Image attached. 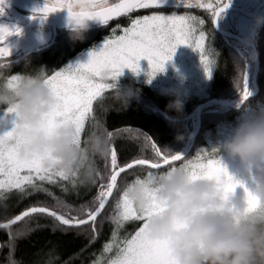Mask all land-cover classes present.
I'll use <instances>...</instances> for the list:
<instances>
[{
  "label": "snow or ice",
  "instance_id": "6c2138e0",
  "mask_svg": "<svg viewBox=\"0 0 264 264\" xmlns=\"http://www.w3.org/2000/svg\"><path fill=\"white\" fill-rule=\"evenodd\" d=\"M168 0H46L43 8L37 9L43 13L42 20L48 15L60 10H67L70 23L76 21L82 23L98 22L102 26L109 25V22L116 17L128 16L141 9L164 8ZM6 0H0V14L3 13V5ZM51 3V7L49 4ZM231 0H179L178 7L202 8L211 13L212 23H216L230 6ZM35 19V17H33ZM130 19V26L122 28V34H116L117 29H112V34L104 38L102 47L90 53L87 63H79L77 66H68L60 70H54L52 74L47 72V83L53 89L58 104L52 113L49 127L58 124H71L81 134L85 130L86 121L90 117L95 120L94 102L103 103V94L107 90L118 87L119 78L124 74L125 69L139 74L142 60H147L150 78L157 73L164 72L167 62L171 61L178 46L186 45L198 51L201 63L209 79L213 74V61L205 48L207 35L197 26H202L204 20L193 15H171L153 13ZM22 30L16 28L13 31L7 25H0V58L11 57L12 50L8 46V39L13 35H20ZM110 75L105 77L104 73ZM17 77L13 75L12 80ZM112 80L115 83H108ZM150 82V81H149ZM241 86L238 84L237 88ZM240 101L237 107H244L245 102L252 98L253 93L248 85L247 73L243 72L242 90L239 93ZM264 107V105H261ZM11 111V110H10ZM98 123V122H97ZM109 138L112 133H108ZM24 137L17 129L0 134V200L7 198L6 193L17 191L21 195H30L34 192H45L55 204L52 207L46 205L30 206L21 214L0 228H11L12 225L25 218H31L33 214L51 217L59 225L67 227H80L89 225L93 238L97 233V220L102 216L109 199L113 197L117 189L118 177L136 166H147L151 170L146 175L154 172L163 173L165 166L167 170L173 168L175 162L191 169L193 179L224 178L223 191L225 194L242 189L247 196V210H254L259 206V201L252 191L256 184L254 176L244 180H238L228 173L226 166L221 159L215 158V149L211 153L207 150L203 154L197 153L193 159H185L183 153H167L152 141L151 137H145L154 152L155 159L134 157L123 164L118 162V153L115 147H111L110 154L104 157L105 167L109 168L107 177L95 170L92 184L97 187V194L90 205H81L78 209L65 204L53 193L44 187V183L56 185L59 181L70 182L76 187L77 179L69 177L63 171H57L45 167L41 158L25 159L20 155V146ZM97 181H100L97 184ZM106 181V182H105ZM31 190V191H30ZM67 192V186L62 187ZM75 213V215H73ZM115 225L111 234L110 242L103 248L104 253L115 254L106 260L102 257L94 261V264H176L171 256L166 241L153 239L146 231L144 217L140 216L122 193L115 203V214L108 217ZM141 222L138 230L133 235L120 239L119 230L126 222ZM27 227V222L25 223ZM28 231H32L28 228ZM10 250L9 264H16L11 259ZM48 264H52L49 260Z\"/></svg>",
  "mask_w": 264,
  "mask_h": 264
},
{
  "label": "clouds",
  "instance_id": "9594fccd",
  "mask_svg": "<svg viewBox=\"0 0 264 264\" xmlns=\"http://www.w3.org/2000/svg\"><path fill=\"white\" fill-rule=\"evenodd\" d=\"M256 25H264V17H258ZM70 28L73 39L82 41L91 24L73 21ZM10 67L0 64V110L15 116L13 129L25 138L21 157L41 158L45 167L63 171L81 184L91 183L94 158L110 154L109 135L95 130L83 141L71 124L49 127L58 99L46 71L41 67L15 74L12 80L13 75L3 70ZM118 97L128 104L121 88ZM169 107L182 112L184 100L177 96ZM212 148L234 178L255 177L257 208L247 210L242 189V194L238 189L225 194L223 177L193 179L191 169L182 165L137 177L123 186L122 193L144 217L149 236L167 242L176 264H264V107H243L231 134ZM229 161L239 164L240 174L231 171Z\"/></svg>",
  "mask_w": 264,
  "mask_h": 264
},
{
  "label": "trees",
  "instance_id": "16d2710c",
  "mask_svg": "<svg viewBox=\"0 0 264 264\" xmlns=\"http://www.w3.org/2000/svg\"><path fill=\"white\" fill-rule=\"evenodd\" d=\"M143 15L151 14H134L132 19ZM129 22L130 19L128 20L127 16H122L107 26L91 28L87 32L86 39L82 41L73 39L71 28L59 27L56 29V34L52 35L54 36L52 42L50 41L51 43L46 47L21 57L0 58V64H11L10 68L3 69L5 75L9 77L20 73L35 72L41 67L48 74H52L54 70L68 67L69 63L75 62L77 57L85 51L96 48V45H102L104 38L112 34V29H117L116 34H122V28L127 27ZM207 37L206 51L211 53L210 57L216 58V64L212 80L202 93L189 96L174 92L165 88L166 86H161L150 76L123 75L119 78L117 88L107 90L103 94L102 104L99 101L94 102L95 120L90 117L86 121L82 140L86 141L95 130H102L105 134L111 132L110 145L117 149L118 162L121 164L134 157L155 159L150 144L145 140L146 136L151 137L152 141L164 152H185L197 130L196 126L191 134V124L188 119L198 113L197 109L200 105L205 104L202 108L204 112L206 109L218 105L216 103L207 104L213 100L234 102L236 106L240 101V98L238 100L234 98L242 90L243 72H238L231 60L237 55L231 51L230 47L221 43L220 36L214 31L211 30ZM260 41L262 43L256 42L260 61L257 84L258 88L260 87L259 92L263 90V94L264 35L260 37ZM247 77L250 81L249 75ZM107 82L115 83L112 80ZM238 84L241 86L240 88H237ZM119 88L127 93L128 104L118 97ZM254 92L255 88L252 93ZM177 96L184 100L182 112H177L169 107ZM259 103H264V96L251 100L248 104L255 108ZM154 108L158 111L155 112ZM217 116L219 115H215L218 124L223 120L221 118L218 120ZM203 122L205 120L202 121L201 118L202 126L196 138V145L185 159H189L195 154V149L203 145V138L207 129L203 126ZM216 126L211 127V129L215 130ZM179 135H182L183 139H177ZM180 163H175V165H180ZM94 166L101 175L107 177L110 169L105 167L104 157H95ZM167 168L168 166L163 171H166ZM149 171L156 170H151L146 166H136L134 169L121 174L118 178L115 196L96 222L98 234L94 238L89 225L70 228L59 225L51 217L39 214H33L31 218H25V221H20L12 225L11 228H0V264H9L10 250L12 252L11 259L16 264H48L49 260L52 261V264H94V261L102 256L106 260L115 254V249L112 253H104L103 248L106 243L110 242L111 234L115 228L108 217L115 214L117 196L122 194L123 186L126 183L137 177L145 176ZM99 182L97 181V184ZM65 186L68 188L67 192L62 191V187ZM44 187L65 204L77 209L81 205H90L97 194V187L92 182L81 184L77 181L76 187H72L70 182L66 181H59L56 185L45 182ZM5 195L7 198L0 200V224H5L14 219L16 215L21 214L30 206L46 205L52 207L55 204L54 199L45 192L21 195L17 191H12ZM26 222L27 227H25ZM139 226H141V222H126L119 230L120 239L133 235ZM28 228H31L32 231H28Z\"/></svg>",
  "mask_w": 264,
  "mask_h": 264
},
{
  "label": "rangeland",
  "instance_id": "374dc122",
  "mask_svg": "<svg viewBox=\"0 0 264 264\" xmlns=\"http://www.w3.org/2000/svg\"><path fill=\"white\" fill-rule=\"evenodd\" d=\"M33 1L37 3H41V4H46V0H33ZM177 5L178 3H176V6ZM132 15L134 14H130L127 16L128 20H129V17L132 18ZM165 15H171V14H165ZM177 15H185V14H177ZM188 15H193V16L198 17L199 19L204 20V24L202 26H197V27H198V30H203L208 36L209 32L206 29V21H207L206 17H204L203 14H188ZM226 17L231 22H234L236 24L235 27L237 28V30H239L242 36H246V35L251 36L254 39H256L257 42L262 43L260 41V37L264 35V25L257 27L256 20L258 17H264V9L261 11V13L256 18L245 21L246 30H243L241 28V22H240L241 16L240 15L227 14ZM0 25H7L13 31H15L16 28H19V29L21 28L19 27L20 25L15 24V23H10L9 21H6L4 19L0 20ZM127 26H130V22L128 23ZM101 27H104V26L102 25L91 26V28H101ZM52 35H53L52 30L51 28L48 27V25H36L32 29L25 31L23 34H21L17 38L8 42V46L12 50L11 56L21 57L22 55H26L37 49L46 47L52 42V38L54 37ZM219 39H221V43H223L222 38L220 37ZM227 42L234 45L233 42L231 41L227 40ZM207 43H208V38L205 42V48H206ZM225 45L230 47L228 44H225ZM100 47H102V45L100 46L96 45V48L91 49L87 52L85 51L83 54L77 57L75 62L73 63L71 62L72 64L69 63L70 64L69 66H77L79 63H87V61L90 59L91 51L98 50ZM256 47H258V44L256 45ZM230 48L232 49L231 51L234 52L235 55H237L236 58L231 59L234 62V66L236 67L238 72L245 71L247 75H249V80H250L248 81L249 88L251 89V91H254L252 78L255 73V62H253L254 60L253 61L250 60L253 58V56L251 55L252 49L248 47L249 48L248 50H244L235 45L234 47H230ZM207 52H208V55L211 56L210 55L211 53L209 51ZM210 58L213 61V73H214L216 58H212V57ZM140 64H141V71L139 72V74L133 73L129 69H125L123 75L125 76L126 75L149 76L150 67H149L148 61L142 60ZM154 79L161 86L163 87L166 86L165 88L173 90L174 92H180V93L190 96V95H194L195 93H198V94L202 93L204 89L209 86L210 81L212 80V77L211 79L207 77L204 67L201 63L200 53L198 51L193 50V48L190 46L180 45L178 46L172 60L167 62L165 66V71L156 74ZM262 92L263 90L258 93V96L256 98L258 97L262 98L264 96V93L262 94ZM239 98H240V95L238 94V96L234 99L238 100ZM256 98L251 99V100H255ZM251 100H249V102ZM249 102H247L244 107L249 106L248 104ZM261 105H264V103L258 104V106H261ZM153 110L155 112L158 111V109H155V108ZM242 111H243V108L233 110L231 108L220 107L218 105H215L212 108H208L204 112L202 111L201 118H202V121L203 119L205 120V122H203V126L207 128L205 131L204 138H203V145L195 149V154L192 155L189 159L195 158L197 153L203 154L204 150H207L208 153H211V149L213 146L220 143L224 138H226L228 135L231 134L235 125L238 123V121L242 117ZM215 115H219L217 116L218 120L221 118L223 121L221 123L218 122L217 124ZM197 117H198V113L194 114L192 117L188 119V121L191 124V130H192L191 134L196 129ZM213 126H216V128H214L215 130L211 129V127ZM14 127H15V116L8 115L6 112L0 110V134L11 131ZM196 142H197V139L192 147V150L194 149ZM215 158L218 159L219 157L216 155ZM228 166L230 167L232 172L240 174V166L238 163L229 161ZM238 194H242V190L238 189ZM120 195L121 194L117 196V200L119 199Z\"/></svg>",
  "mask_w": 264,
  "mask_h": 264
},
{
  "label": "flooded vegetation",
  "instance_id": "af4514ba",
  "mask_svg": "<svg viewBox=\"0 0 264 264\" xmlns=\"http://www.w3.org/2000/svg\"><path fill=\"white\" fill-rule=\"evenodd\" d=\"M174 3V4H173ZM176 3H179V0H168L166 6L164 8L161 9H141V10H137L133 13L130 14H153V13H157V14H203L204 17H206L207 21H206V29L208 32H210L211 30L214 31L215 33H217L221 38H222V44H228L230 47H240L244 50H248L251 46L249 42H241L236 40L235 38H228L225 37L221 34H219L215 27L214 24L211 21V13L208 12L206 9H202V8H183V7H178L176 6ZM264 3V0H231V4L230 6L225 10V12L223 13L222 17L217 21L218 22V26L219 28L225 32L228 33L230 35H236L242 38H251L254 40L255 44L257 45V40L254 39L251 36H242L239 32V30H237V28L235 27V23L231 22L226 16L227 14H236V15H240L241 19V28L243 30H246V24L245 21L246 20H252L254 18H256L261 11L264 9V6L261 7ZM41 4V3H40ZM45 5V4H43ZM49 6H51L49 4ZM3 9H4V13L0 14V20H6L9 21L10 23H15L20 25L19 27H22L26 24H28L30 21L34 20L33 17H41L38 15H35L33 13L27 12L26 10L20 9L18 7H16L15 5H11L8 3V5H3ZM128 14V15H130ZM253 14H257L255 16H253ZM122 17V16H121ZM120 17H117L113 20H111L109 23L117 20ZM61 20V17H50L48 18L46 21L48 22V27L51 28L52 33H53V27L51 25L57 24L58 21ZM101 25V24H100ZM60 26L57 27V29ZM228 41L233 42L234 45L230 44ZM251 61H253L254 59H250ZM255 62V61H254Z\"/></svg>",
  "mask_w": 264,
  "mask_h": 264
},
{
  "label": "water",
  "instance_id": "95a60500",
  "mask_svg": "<svg viewBox=\"0 0 264 264\" xmlns=\"http://www.w3.org/2000/svg\"><path fill=\"white\" fill-rule=\"evenodd\" d=\"M8 3L11 4V5H15L16 7L20 8V9L26 10L27 12H30V13H33L35 15L41 16V17H35L34 20L30 21L28 24H26L22 28H20L22 30V33L21 34H23L25 31H27L29 29H32L36 25H48V22L46 20L48 18H50V17H55V16L56 17H61V20L58 21L57 24L51 25L53 27V34L54 35L56 34V29H57L58 26L70 28V20H69V14H68L67 10L57 11L55 13H52V14L48 15L46 19H43L42 20L41 18L43 16V13L38 12L37 9H41L45 5L40 4V3H37V2H35L33 0H6L5 5H8ZM263 6H264V3H263V5L261 7H263ZM255 15H257V14H253V16H255ZM90 24H91V26H98V25H100L98 22H95V21L90 22ZM214 27H215L216 31L219 34H221V35H223L225 37L235 38L236 40L241 41V42H244V43L245 42H249L250 43V46H251V49H252L251 55L253 56V59L255 61V73L253 75V84H254L255 92L253 93V96L250 99L256 98L257 95H258V93H259L257 79H258V75H259V71H260V61H259L258 51H257V47H256L255 42L253 41V39H250V38H242V37H239V36H236V35H230L228 33L223 32L219 28L218 22L214 23ZM20 35H13V36L9 37L8 42H10L11 40L17 38ZM211 103H216V104L220 105L221 107H226V108H231V109H241L242 108V107H237L234 102H229V101H226V100H213V101L208 102L207 104L209 105ZM204 105L205 104L200 105L198 107V109H197V111H198L197 130H196L195 134L193 135L192 141L189 144L188 149L185 150V152H182L185 155V157L191 152L192 147H193V145H194V143L196 141V138H197L198 134L200 133L201 126H202V124H201V112H202V108H203ZM175 163H178V162H175ZM165 167H167V166H165ZM115 191L116 190H114V193H115ZM112 198L113 197H111L109 199L108 205L110 204ZM108 205L106 206V208L108 207ZM106 208H105V210H106ZM84 226H87V225H83V226H80V227H84ZM70 228H79V227H70Z\"/></svg>",
  "mask_w": 264,
  "mask_h": 264
},
{
  "label": "bare ground",
  "instance_id": "6f19581e",
  "mask_svg": "<svg viewBox=\"0 0 264 264\" xmlns=\"http://www.w3.org/2000/svg\"><path fill=\"white\" fill-rule=\"evenodd\" d=\"M118 184V183H117Z\"/></svg>",
  "mask_w": 264,
  "mask_h": 264
}]
</instances>
